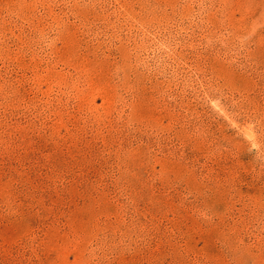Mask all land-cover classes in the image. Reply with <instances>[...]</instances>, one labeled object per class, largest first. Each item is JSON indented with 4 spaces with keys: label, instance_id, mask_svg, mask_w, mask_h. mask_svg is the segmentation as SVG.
<instances>
[{
    "label": "rangeland",
    "instance_id": "obj_1",
    "mask_svg": "<svg viewBox=\"0 0 264 264\" xmlns=\"http://www.w3.org/2000/svg\"><path fill=\"white\" fill-rule=\"evenodd\" d=\"M0 264H264V0H0Z\"/></svg>",
    "mask_w": 264,
    "mask_h": 264
}]
</instances>
